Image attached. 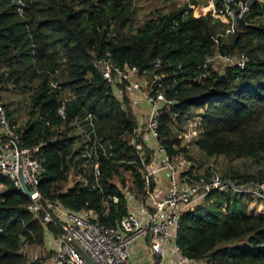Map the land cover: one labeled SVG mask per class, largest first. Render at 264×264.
<instances>
[{
    "label": "trees",
    "instance_id": "trees-1",
    "mask_svg": "<svg viewBox=\"0 0 264 264\" xmlns=\"http://www.w3.org/2000/svg\"><path fill=\"white\" fill-rule=\"evenodd\" d=\"M198 1L152 12L133 32L136 0H0V92L13 87L27 95L28 119L22 128L14 111H6L11 126L22 131L23 144L39 146L44 196L75 210H95L102 223L114 225L126 212L122 171L130 170L142 187L141 162L129 142L136 119L93 65L106 52L121 67L152 68L160 60L168 70L166 82H175L177 101L161 115L168 145L179 143L171 138L172 122L203 107L199 148L209 157L258 159L263 163L258 173L234 170L233 175L264 181V0H252L229 34L220 31L222 23L210 13L193 14L191 4ZM224 4L217 0L219 10ZM216 51L244 52L245 67L220 73L205 66ZM56 72L59 89L51 85ZM199 76L201 81L194 80ZM62 105L65 119L57 112ZM74 122L84 138L71 133ZM95 164L101 170L98 181ZM79 173L88 184L76 177ZM0 179L7 184L0 192V264H23V237L32 230L41 241L43 229L26 208L29 197ZM114 195L118 203L112 202ZM225 195L226 213L219 201L206 213L184 215L183 253L206 257L210 264H264V216L243 210V196ZM106 200L111 204L103 214Z\"/></svg>",
    "mask_w": 264,
    "mask_h": 264
},
{
    "label": "built area",
    "instance_id": "built-area-1",
    "mask_svg": "<svg viewBox=\"0 0 264 264\" xmlns=\"http://www.w3.org/2000/svg\"><path fill=\"white\" fill-rule=\"evenodd\" d=\"M248 8L246 2L241 4L239 12H229L227 5L219 11L229 13L231 27L227 33L235 31L237 18ZM215 58L226 62L222 70L212 65ZM246 60V55L234 58L216 51L207 57L205 66L224 73L230 66L245 67ZM93 65L122 100L124 110L136 119L129 142L141 162L142 187L135 179L128 187L122 171L120 186L126 212L114 225L102 223L100 213L95 210H75L58 199L44 196L41 181L45 165L39 146L23 144L22 131L11 126L7 111L0 103V178L5 177L29 197L26 208L43 229L41 241L32 230L30 236L23 237L19 249L23 264H91L85 255L95 264H210L206 257L195 258L183 253L179 235L184 215L201 210L217 194L264 200V181H244L233 174H221L216 163H202L191 157L183 144L170 146L164 141L161 115L177 101L172 96L176 92L175 82H166L169 73L160 60L152 68L121 67L112 53L106 52L95 57ZM53 76L51 85L59 89L58 73ZM194 80L201 81L202 76ZM195 109L183 121L195 127L193 134L201 136L204 108ZM57 112L62 119L66 118L63 105ZM179 123L174 120L171 128ZM94 175L98 181L101 175L98 164L94 165ZM76 177L88 184L82 173ZM22 179L30 194L25 191ZM0 182L7 189V184L1 179ZM111 200L118 203L120 197L114 195ZM110 204V200L104 201L103 214L108 212ZM38 244L41 246L37 247Z\"/></svg>",
    "mask_w": 264,
    "mask_h": 264
},
{
    "label": "rangeland",
    "instance_id": "rangeland-1",
    "mask_svg": "<svg viewBox=\"0 0 264 264\" xmlns=\"http://www.w3.org/2000/svg\"><path fill=\"white\" fill-rule=\"evenodd\" d=\"M190 0H136L135 2V14H134V26L132 29L133 32H136L138 27L142 25L148 15L152 12H156L158 10L168 12L172 8L180 7L185 4V2H189ZM225 5L229 7V12H239L241 9V4L245 5L244 2H237L236 0H224ZM252 0H248V5L251 4ZM193 8L194 15L204 16L210 13L215 19H219L221 24V32L223 30L227 33V29L231 27V21L229 13L224 12L220 13L221 9L217 7V0H199L196 4H191ZM219 32V33H221ZM245 55L244 52H236L233 53L234 58H239L240 56ZM215 69L222 70L226 62L221 58H215L212 63ZM61 76L59 74L57 80H60ZM0 103L4 106L5 109H9L10 111H14L15 120H17V127L22 128L28 119V110H29V101L27 99V95L21 93L18 89L13 87L6 88L0 92ZM195 111L199 112L200 110L195 109ZM75 128L72 130V134L81 135V137H85V132L82 128H80L75 122L73 123ZM189 124V123H188ZM194 126H187L184 121L176 124L172 128V133L176 140H179L178 144H183L186 151L191 155V157L200 159L202 163L214 162L217 165L221 174H235L234 170H237L239 175L244 174H256L263 167V163L258 159L252 157H244L239 159H230L224 155L217 156H206L205 153L199 148L197 142L200 138V135L193 134ZM196 130V129H195ZM199 176V175H198ZM124 180L125 184L130 187L132 181H134V177L130 171L124 172ZM1 183V182H0ZM2 184V183H1ZM6 189V186L3 184L0 185V191ZM233 197L235 196H232ZM242 204L247 206L248 209H264V200L259 198H252V196L242 197ZM219 201H222L221 208L223 213L227 212V197L226 195L217 194L212 196L207 202L206 205L201 209L202 212L206 213L209 209L215 206ZM244 202V203H243ZM260 211V210H258ZM43 236V234H42ZM41 246L40 244L37 247Z\"/></svg>",
    "mask_w": 264,
    "mask_h": 264
},
{
    "label": "crops",
    "instance_id": "crops-1",
    "mask_svg": "<svg viewBox=\"0 0 264 264\" xmlns=\"http://www.w3.org/2000/svg\"><path fill=\"white\" fill-rule=\"evenodd\" d=\"M243 210H245L248 214L264 216V209H262V211H261V209H258L260 211H258L257 209L256 210L255 209H248L247 206L244 204Z\"/></svg>",
    "mask_w": 264,
    "mask_h": 264
},
{
    "label": "water",
    "instance_id": "water-1",
    "mask_svg": "<svg viewBox=\"0 0 264 264\" xmlns=\"http://www.w3.org/2000/svg\"><path fill=\"white\" fill-rule=\"evenodd\" d=\"M22 183H23V187H24L25 191H26L28 194H30V193H31V190L28 188V186H27L26 183L23 181V179H22ZM85 257L88 259V261H89L91 264H95L94 261H93L90 257H88L87 255H85Z\"/></svg>",
    "mask_w": 264,
    "mask_h": 264
}]
</instances>
